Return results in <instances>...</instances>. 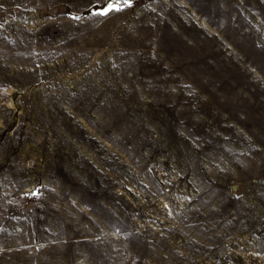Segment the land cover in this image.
I'll use <instances>...</instances> for the list:
<instances>
[{
	"label": "rangeland",
	"instance_id": "374dc122",
	"mask_svg": "<svg viewBox=\"0 0 264 264\" xmlns=\"http://www.w3.org/2000/svg\"><path fill=\"white\" fill-rule=\"evenodd\" d=\"M108 2L0 0V264H264V0Z\"/></svg>",
	"mask_w": 264,
	"mask_h": 264
},
{
	"label": "snow or ice",
	"instance_id": "6c2138e0",
	"mask_svg": "<svg viewBox=\"0 0 264 264\" xmlns=\"http://www.w3.org/2000/svg\"><path fill=\"white\" fill-rule=\"evenodd\" d=\"M121 2L126 6L129 3V0H110V2L107 3V6L104 7L100 12L97 14L99 15H107L111 11H119L120 7L119 5Z\"/></svg>",
	"mask_w": 264,
	"mask_h": 264
},
{
	"label": "bare ground",
	"instance_id": "6f19581e",
	"mask_svg": "<svg viewBox=\"0 0 264 264\" xmlns=\"http://www.w3.org/2000/svg\"><path fill=\"white\" fill-rule=\"evenodd\" d=\"M10 106V105H9ZM11 106H12V104H11ZM8 107V106H7ZM14 107V106H13ZM12 109H14V108H12Z\"/></svg>",
	"mask_w": 264,
	"mask_h": 264
}]
</instances>
